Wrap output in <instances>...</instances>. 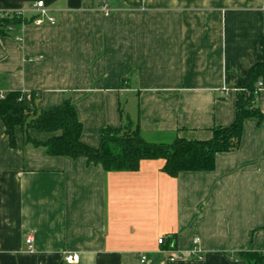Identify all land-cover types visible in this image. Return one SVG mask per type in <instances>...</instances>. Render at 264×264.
Wrapping results in <instances>:
<instances>
[{
    "label": "crops",
    "instance_id": "0c3cea01",
    "mask_svg": "<svg viewBox=\"0 0 264 264\" xmlns=\"http://www.w3.org/2000/svg\"><path fill=\"white\" fill-rule=\"evenodd\" d=\"M36 1L0 0L27 20L0 34V92L41 109L71 99L91 147L122 125L121 106L148 141L212 138L234 122L236 94L263 58L264 0H44L55 23L43 24ZM15 136L13 148L0 118V264H245L239 251L264 252V119L245 121L214 170L177 177L163 159L106 172L26 146L20 126ZM161 237L175 238V262Z\"/></svg>",
    "mask_w": 264,
    "mask_h": 264
},
{
    "label": "trees",
    "instance_id": "16d2710c",
    "mask_svg": "<svg viewBox=\"0 0 264 264\" xmlns=\"http://www.w3.org/2000/svg\"><path fill=\"white\" fill-rule=\"evenodd\" d=\"M93 7V4H84ZM26 19L15 14L0 16V34L8 35L12 26L20 27ZM263 58L250 67L241 90L237 92L236 118L227 127L217 126L213 136L207 140H189L178 137L170 143L152 142L145 139L139 123L134 122L129 113L121 106L122 125L119 128L107 126L101 130L98 147H91L81 140L83 123L79 120L71 99L50 109L26 104L23 94L9 91L0 96V118L9 136L10 146H17L15 128L20 126L24 133L26 146L44 148L51 156H69L77 159L85 157L89 164H100L106 172L136 171L141 162L148 159H163V171L171 177L182 172L211 171L215 169L216 155L239 147L243 135L244 123L255 118L261 124L264 114L258 106V83L264 80V42L261 48ZM127 79H125L126 81ZM38 94L33 93V99ZM30 129L40 132L60 134L46 141L34 139ZM177 249L175 238L165 243L164 249ZM245 264H264V252L242 250L237 253Z\"/></svg>",
    "mask_w": 264,
    "mask_h": 264
},
{
    "label": "built area",
    "instance_id": "2783aa9c",
    "mask_svg": "<svg viewBox=\"0 0 264 264\" xmlns=\"http://www.w3.org/2000/svg\"><path fill=\"white\" fill-rule=\"evenodd\" d=\"M31 10H33L36 13V16L33 18V22L34 23H36V24H43L45 22L55 23V18L49 14V9L46 6L44 0H38V1L34 2L32 4V6H31ZM9 14H15L18 17L26 19V10H24V9H19V10H0V16H5V15H9ZM262 85H263V83H262V81H260L258 83V89H257L256 93H259L261 91ZM3 95L4 94L2 92H0V96L3 97ZM32 241H33V237H31V236L28 237L27 242L28 243H32ZM158 242L161 245L165 244V242H166L165 241V237L159 238ZM173 246H174V243H172L170 249H163V251H162V252L170 253L169 260L171 262H175L178 259V256H177V253H176L177 249H174ZM198 253H199V250L195 247L193 249V254L197 255ZM66 260L69 263L77 262L79 260V255L78 254H68L66 256ZM146 260H147V256L143 255L141 257V261L145 262Z\"/></svg>",
    "mask_w": 264,
    "mask_h": 264
},
{
    "label": "rangeland",
    "instance_id": "374dc122",
    "mask_svg": "<svg viewBox=\"0 0 264 264\" xmlns=\"http://www.w3.org/2000/svg\"><path fill=\"white\" fill-rule=\"evenodd\" d=\"M125 105V107H126V110H127V108H128V105H126V104H124ZM129 110V109H128Z\"/></svg>",
    "mask_w": 264,
    "mask_h": 264
}]
</instances>
